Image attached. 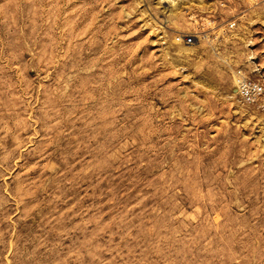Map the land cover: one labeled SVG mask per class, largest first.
I'll use <instances>...</instances> for the list:
<instances>
[{
	"label": "rangeland",
	"instance_id": "rangeland-1",
	"mask_svg": "<svg viewBox=\"0 0 264 264\" xmlns=\"http://www.w3.org/2000/svg\"><path fill=\"white\" fill-rule=\"evenodd\" d=\"M0 264H264V0H0Z\"/></svg>",
	"mask_w": 264,
	"mask_h": 264
},
{
	"label": "built area",
	"instance_id": "built-area-1",
	"mask_svg": "<svg viewBox=\"0 0 264 264\" xmlns=\"http://www.w3.org/2000/svg\"><path fill=\"white\" fill-rule=\"evenodd\" d=\"M233 26V25H231ZM178 42L191 44L195 41L194 35L178 36ZM236 82L238 86V95L242 102L253 103L263 92V84L246 75L242 70L236 73Z\"/></svg>",
	"mask_w": 264,
	"mask_h": 264
},
{
	"label": "bare ground",
	"instance_id": "bare-ground-1",
	"mask_svg": "<svg viewBox=\"0 0 264 264\" xmlns=\"http://www.w3.org/2000/svg\"><path fill=\"white\" fill-rule=\"evenodd\" d=\"M236 80V79H235ZM236 86H237V82H236ZM237 89H238V86H237Z\"/></svg>",
	"mask_w": 264,
	"mask_h": 264
}]
</instances>
